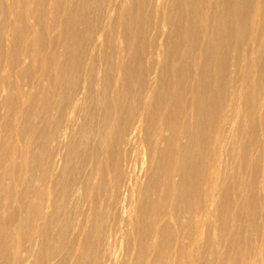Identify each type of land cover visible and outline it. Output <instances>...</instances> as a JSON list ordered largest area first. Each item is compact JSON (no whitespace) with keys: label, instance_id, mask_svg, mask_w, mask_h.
Instances as JSON below:
<instances>
[{"label":"bare ground","instance_id":"1","mask_svg":"<svg viewBox=\"0 0 264 264\" xmlns=\"http://www.w3.org/2000/svg\"><path fill=\"white\" fill-rule=\"evenodd\" d=\"M0 264H264V0H0Z\"/></svg>","mask_w":264,"mask_h":264}]
</instances>
